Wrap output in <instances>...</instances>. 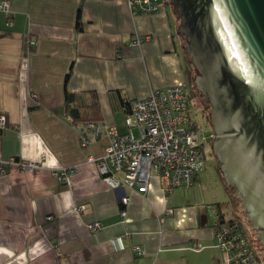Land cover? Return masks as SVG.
Segmentation results:
<instances>
[{"label": "crops", "instance_id": "crops-1", "mask_svg": "<svg viewBox=\"0 0 264 264\" xmlns=\"http://www.w3.org/2000/svg\"><path fill=\"white\" fill-rule=\"evenodd\" d=\"M8 1L0 10V154L42 166L5 162L0 172V264H230L213 211L189 197L203 172L194 186L168 194L152 171L146 193L128 191L123 217L122 190L91 158L103 156L106 133L83 147L76 127L81 116L99 114L123 133L126 102L186 82L188 55L171 3L134 15L128 0ZM72 167L67 181L53 174ZM95 222L102 228L93 231ZM119 235L122 250L111 243Z\"/></svg>", "mask_w": 264, "mask_h": 264}, {"label": "water", "instance_id": "water-1", "mask_svg": "<svg viewBox=\"0 0 264 264\" xmlns=\"http://www.w3.org/2000/svg\"><path fill=\"white\" fill-rule=\"evenodd\" d=\"M211 103L221 172L264 249V0H170Z\"/></svg>", "mask_w": 264, "mask_h": 264}, {"label": "built area", "instance_id": "built-area-1", "mask_svg": "<svg viewBox=\"0 0 264 264\" xmlns=\"http://www.w3.org/2000/svg\"><path fill=\"white\" fill-rule=\"evenodd\" d=\"M134 15L155 13L161 10V0H128ZM0 10H9V1L0 0ZM134 44H140L137 36ZM36 42L30 41L34 47ZM184 83L153 89L147 97L133 99L130 110L125 115L127 130L120 132L116 126H106L102 122L84 121L76 123L79 140L83 147L91 142V135L99 137L106 133L108 143L100 158L91 157L105 182L113 189L122 190V216L127 215L130 193H146L151 182V172L155 171L162 187L168 194L176 188L194 185L197 177L206 168L207 140L210 135L191 118V99ZM6 124L4 114L0 115V127ZM139 131L137 135L135 130ZM17 163L22 168L32 170L42 166V162H24L16 158L3 160L0 154V172L5 173L4 163ZM76 167L53 171L60 181H67ZM86 205L77 207L78 211ZM172 209L169 210L171 212ZM52 219L53 216H49ZM93 231L102 228L101 222L90 224ZM215 235L219 246L227 255L230 264H261L259 255L245 233L243 225L236 220H218ZM111 243L117 250L126 247L123 235L115 236ZM136 255L142 253L140 246L133 248Z\"/></svg>", "mask_w": 264, "mask_h": 264}, {"label": "rangeland", "instance_id": "rangeland-1", "mask_svg": "<svg viewBox=\"0 0 264 264\" xmlns=\"http://www.w3.org/2000/svg\"><path fill=\"white\" fill-rule=\"evenodd\" d=\"M161 2H167L170 4V0H161ZM171 5L172 4H170L169 6ZM172 7L174 9L173 5L171 6V8ZM179 36L184 42V36ZM188 65L190 68L189 73L190 71L191 73L189 74L186 82H184V85L187 93L191 97V119L194 120L197 125L203 127L204 130H208L210 125L206 121V118L203 117L197 105L200 101H198L197 98L199 99L200 95L198 91L194 90L192 82L193 78L196 76V70L194 69V66L189 56ZM135 132L137 135L139 134V131L137 129L135 130ZM205 159L206 168L202 173L201 182L199 181V185H197L196 187L197 189L199 188V190L197 191V193L195 192V195L194 187H192L194 185H192L191 191L193 195L189 197L191 199L193 198V200L205 201L206 205L210 208L211 211H213L214 221L218 220L219 218V210H221V212L225 214L227 219H239L245 229L247 236L249 237L250 241L252 242V245L254 246L259 255L261 264H264V252L261 248V242L257 238V232L249 224V221L246 215L244 214L242 204L237 198V195L234 193V188L224 180L221 169L218 167L216 161L211 158V156L208 154H205Z\"/></svg>", "mask_w": 264, "mask_h": 264}, {"label": "flooded vegetation", "instance_id": "flooded-vegetation-1", "mask_svg": "<svg viewBox=\"0 0 264 264\" xmlns=\"http://www.w3.org/2000/svg\"><path fill=\"white\" fill-rule=\"evenodd\" d=\"M185 40V38H184ZM185 43H186V40H185ZM187 44V43H186ZM186 44H185V48H186ZM192 62V61H191ZM194 66V65H193ZM195 69V68H194ZM197 71H196V76H197ZM195 76V77H196ZM195 77L193 78L192 82H193V86H194V90L198 91L199 92V95H200V98L197 100L199 101V104L198 105V108L199 110L201 111L202 115L204 118H206V121L209 123L210 127L208 128V130H205L206 133H208V135H210V138L207 140V154L211 156V158H213L218 167L221 169V163H220V160L218 159V157L216 156L215 152H214V142L217 138V133L215 132V130L213 129L212 127V122H211V119H212V112H211V108H212V105L211 103L206 99V97L203 95V93L196 87V84H195ZM197 103V102H196ZM192 106V105H191ZM192 108V107H191ZM223 174V173H222ZM224 178V177H223ZM225 180V179H224ZM233 188H234V185H231ZM234 193H235V188H234ZM236 194V193H235ZM237 195V194H236ZM237 198L239 199L238 195H237ZM240 201V200H239ZM254 228V227H253ZM255 229V228H254ZM255 231L257 232V230L255 229ZM258 236V234H257ZM258 238V237H257ZM259 239V238H258ZM260 241V239H259ZM261 242V241H260ZM261 248L264 252V249L262 247V242H261Z\"/></svg>", "mask_w": 264, "mask_h": 264}, {"label": "trees", "instance_id": "trees-1", "mask_svg": "<svg viewBox=\"0 0 264 264\" xmlns=\"http://www.w3.org/2000/svg\"><path fill=\"white\" fill-rule=\"evenodd\" d=\"M77 24H78V27L80 28L81 27V9H79L78 10V18H77ZM68 76H69V74H68ZM74 96V94H72V93H69V92H67V98H68V101H71V98ZM132 101V100H131ZM131 101L130 102H124L125 103V109H126V113L130 110V107H131ZM92 108L93 109H96V108H98V104L97 103H94V105L92 106ZM75 109H72L71 110V113L72 114H75ZM78 118H80V117H77V119ZM100 115L98 114V116H96V117H91V116H81V119H83V120H81V121H77V123H80V122H84V121H97V122H102L100 119ZM196 182V181H195ZM218 214H219V218H218V220L220 221V220H225V219H227V218H225V215H224V213H222L221 212V210H219V212H218ZM229 219V218H228ZM229 220H236V221H238V222H240L241 223V221L239 220V219H229ZM218 222V221H217ZM242 224V223H241ZM245 230V229H244ZM246 233V232H245Z\"/></svg>", "mask_w": 264, "mask_h": 264}]
</instances>
